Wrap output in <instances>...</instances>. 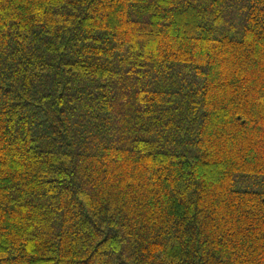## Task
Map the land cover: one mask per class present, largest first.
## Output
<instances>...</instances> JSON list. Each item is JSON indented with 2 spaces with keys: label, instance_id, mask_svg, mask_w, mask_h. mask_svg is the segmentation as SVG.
I'll use <instances>...</instances> for the list:
<instances>
[{
  "label": "trees",
  "instance_id": "obj_1",
  "mask_svg": "<svg viewBox=\"0 0 264 264\" xmlns=\"http://www.w3.org/2000/svg\"><path fill=\"white\" fill-rule=\"evenodd\" d=\"M0 264H264V0H0Z\"/></svg>",
  "mask_w": 264,
  "mask_h": 264
}]
</instances>
